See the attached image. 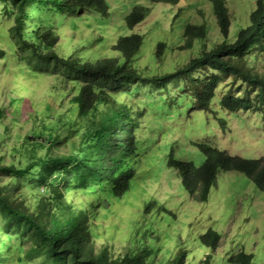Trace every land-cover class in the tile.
Masks as SVG:
<instances>
[{"label": "rangeland", "instance_id": "1", "mask_svg": "<svg viewBox=\"0 0 264 264\" xmlns=\"http://www.w3.org/2000/svg\"><path fill=\"white\" fill-rule=\"evenodd\" d=\"M34 1L37 5L28 1L27 13L32 11L33 5L40 10V1ZM224 1L230 18L228 39L232 41L236 30L248 25L254 0ZM106 2L107 15L87 9L78 14L74 9L53 17L52 28L61 38L58 52L69 53L82 61L104 56H118L122 61L120 52L114 50L112 44L117 36L135 32L142 35V42L132 65L145 75H152L176 69L202 48L210 49L223 39L210 0H178L175 4L150 0ZM44 4L47 6V0ZM135 4L144 7L145 16L129 28L124 17ZM13 6L9 0L0 1V53L3 50L5 54H0V190L9 201L17 202L30 212L39 204L41 189L46 190L48 184H41V164L33 168L32 178L30 171L18 176L16 170L30 161L32 151L36 158L44 155L49 146L50 153L51 150L68 152L72 143L76 145L80 139L84 124L77 125L80 118L72 102L77 93L76 82L62 79L59 72L51 73L50 69L32 70L26 60L10 52ZM60 18L63 24L57 22ZM187 23L204 24L207 31L203 39H194L190 47L183 48L179 46L184 43L182 29ZM26 24L29 26L31 22ZM159 41L164 42L165 47L157 56L155 50ZM257 57L256 61L250 57L249 60L262 72L264 50H260ZM206 74L207 70L195 72L197 79L201 77V85ZM193 85L186 78L178 77L174 87H140L136 93H122V102L126 101L127 105L136 102L138 111L147 110L139 117L138 129L134 132L136 140L139 139L135 143L137 152L127 157L128 166L134 169L128 189L113 198L102 192L107 190L108 182L101 178L96 191L68 189L63 194V200H70L72 209L80 203L89 208L95 251L107 248L108 253L120 256L125 250L138 251L145 246L152 248V252L145 255L148 261L167 264L182 249L183 264H229L227 257L242 249L252 253L249 264H264V188H257L241 172L219 171L207 198L200 201L189 196L176 170L167 166L172 148L177 159L191 160L196 167L204 158L194 144L196 141H204L233 155L264 157V108L232 111L223 108L219 103L223 93L244 90L238 80L226 78L215 88L210 108L198 109ZM147 94L152 95L150 102ZM57 115H60L59 125L68 126V131L51 145L48 141L56 125L49 121L56 120ZM101 149L99 144V154ZM95 151L96 146L90 140L81 155L84 159L87 155L94 157ZM70 173L56 172L55 176L62 175L65 180L56 179L53 185L60 187L62 183L75 182L67 179ZM97 197L106 207L98 205ZM208 227L220 236L219 245L213 250L198 238ZM0 231H4L2 227ZM5 236L0 233V240L8 243L7 248L0 245L3 264H49L41 262L42 254L25 256L24 250L30 247L25 236L11 234L7 239ZM17 246L20 247L19 257ZM6 249L10 250L8 254ZM207 255V261H203Z\"/></svg>", "mask_w": 264, "mask_h": 264}, {"label": "trees", "instance_id": "2", "mask_svg": "<svg viewBox=\"0 0 264 264\" xmlns=\"http://www.w3.org/2000/svg\"><path fill=\"white\" fill-rule=\"evenodd\" d=\"M9 1L14 5L13 24L9 30L8 41L10 52L26 60L32 70L40 72L50 69L51 73L59 72L62 79L76 82L78 88L72 102L80 118L77 125L84 126L77 144L72 143L68 152L63 154L51 150L50 153L49 146L44 155L36 158L32 151L30 161L16 170L18 176L30 171L29 177L32 178L33 168L40 164L42 166L41 184L48 186L46 190L45 187L41 189L43 193L34 210L27 212L17 202L9 201L0 190V227L4 230L0 233H4L6 239L11 234L25 236L30 242V247L24 250L25 256L42 254L44 259H40L41 262L49 264H155L146 259L145 255L151 253L152 248L145 246L138 251L125 250L120 256L108 253L107 248L95 251L92 245L94 234L90 230L92 214L89 208L80 203L76 209H72L70 200H63V194L68 189L96 191V186L100 187L101 178L108 182L107 190L102 192L113 198L119 197L128 189L134 169L128 166L127 157L137 152L135 143L139 139L136 140L134 132L138 129L139 117L147 110L144 108L138 111L139 105L136 102L130 105H127L126 101L122 102V93H136L140 87L167 89L174 87L176 78H186L194 84L195 107L206 110L210 108L214 90L219 86V82L232 78L242 83L244 90L237 93L228 90L223 93L219 100L223 108L230 111L256 109L258 106L264 108V71H258L249 60L250 57L252 61H256L257 53L264 50V0H254L248 15V25L240 26L232 41L228 39L230 18L225 1L210 0L223 39L210 49L202 48L176 69L152 75H145L132 65L133 56L142 42V35L135 32L117 36L112 44V48L120 52L122 61H119L118 56L82 61L69 53L58 52L61 38L52 28L53 17L74 9H77L78 14L87 9L107 15L106 0H47V6L44 4L46 0H39L42 5L40 10L33 5L29 13L25 10L29 0ZM30 1L37 5L36 1ZM150 1L168 4L178 2ZM144 16V7L135 4L124 17L125 25L132 28L142 21ZM27 22H31V25L27 26ZM57 22L63 24L61 18ZM206 31L204 24H185L182 29L184 43L179 47H190L194 39H203ZM164 47V42H157V56ZM0 54L5 56L3 50ZM199 69L208 71L203 85L201 77L197 79L195 76ZM151 97V94H147L148 101ZM55 117L56 120L53 118V121H49L56 125L52 138L48 141L51 145L68 131V126L63 128L59 125L60 115ZM90 140L96 146V154L94 157L87 155L84 159L81 152ZM99 144L102 145L101 154L98 150ZM194 144L204 156L196 167L191 160L177 159L172 148L169 150L167 161V166L176 170L190 197L205 200L217 173L225 170L241 172L257 188H264L263 156L248 158L233 155L204 141H196ZM63 170L72 172L67 179H74L75 182L62 183L60 187H55L54 181L59 179L60 182L61 179L65 180V177L54 174ZM97 203L99 206H105L98 197ZM219 237V233L211 227L198 236L211 250L218 247ZM1 244L8 247L7 242L0 240ZM9 251L6 249L7 254ZM16 251L19 257V246ZM184 254L182 249L179 250L167 264H183ZM208 257L209 255L203 261H207ZM251 258L252 253L239 249L230 254L226 261L229 264H249ZM0 264H3L1 260Z\"/></svg>", "mask_w": 264, "mask_h": 264}, {"label": "bare ground", "instance_id": "3", "mask_svg": "<svg viewBox=\"0 0 264 264\" xmlns=\"http://www.w3.org/2000/svg\"><path fill=\"white\" fill-rule=\"evenodd\" d=\"M101 1V0H100ZM138 9V8H137ZM202 14V13H201ZM214 14V13H213ZM90 16V15H89ZM99 40V39H98ZM149 92V91H148ZM150 93V92H149ZM77 134V133H76ZM72 136V135H71ZM85 202V201H84ZM70 205V204H69ZM88 210V209H87ZM89 238V237H88ZM101 244V243H100ZM108 246V245H107ZM126 246V245H125ZM123 249V248H122ZM144 260V259H143Z\"/></svg>", "mask_w": 264, "mask_h": 264}]
</instances>
